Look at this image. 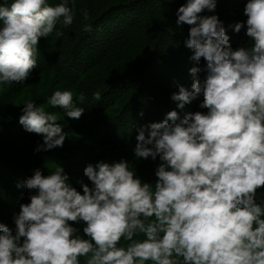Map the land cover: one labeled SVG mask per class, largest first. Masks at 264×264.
Segmentation results:
<instances>
[{
    "label": "clouds",
    "instance_id": "1",
    "mask_svg": "<svg viewBox=\"0 0 264 264\" xmlns=\"http://www.w3.org/2000/svg\"><path fill=\"white\" fill-rule=\"evenodd\" d=\"M74 8L75 0L0 3V90L28 80L39 40L63 37ZM216 8L217 0H186L176 11L177 28L190 26V59L204 65L189 69L190 90L178 84L171 95L179 111L137 129L134 159L159 161L155 182L123 158L87 164L91 186L82 184V193L62 166L47 176L35 170L16 185L34 194L14 215L15 227L0 223V264H264V199L257 200L264 189V0H247L246 21L229 25L249 38L235 50L218 15L203 14ZM200 97L206 112H184ZM85 100L82 92L56 90L47 104L78 120ZM21 111L24 130L42 136L36 153L64 146L56 112L31 99ZM73 224H83V234Z\"/></svg>",
    "mask_w": 264,
    "mask_h": 264
},
{
    "label": "trees",
    "instance_id": "2",
    "mask_svg": "<svg viewBox=\"0 0 264 264\" xmlns=\"http://www.w3.org/2000/svg\"><path fill=\"white\" fill-rule=\"evenodd\" d=\"M86 1L75 0V19L70 27L63 29V37L57 39L53 35L39 40L38 66L28 80L13 89L7 86L0 90V223L9 228L15 227L13 217L19 213L20 205L29 203V196L34 194L16 185L18 182L22 185L37 169L47 176L56 164L62 166L70 182L82 193V184L91 186L83 174L87 164L123 158L143 181L154 183V169L159 161H137L133 156L137 129L163 121L172 110L179 111L171 95L178 92V84L190 90L193 78L189 69L204 65L190 59L193 53L184 45L188 32L175 35L168 27L170 20L168 16L169 22L166 20V13L159 14L160 5L151 0H104L102 13H96ZM171 1L180 3L169 5L170 12L186 2ZM49 2L56 4L60 0ZM246 2L217 0V11L225 13L217 15L234 50L249 42L245 30L235 33L229 28L246 21L243 15ZM124 7L132 11L129 17H124ZM83 11L88 12V20H84ZM85 24L96 27L86 32ZM101 24L105 26L100 27ZM173 26L177 28L175 23ZM202 73H198V78ZM56 90L72 91L74 97L84 93L86 100L79 105L85 109L81 118H68L62 109L47 104L48 97ZM96 92L101 94L99 101L94 99ZM27 99L57 113L58 123L67 134L62 148L34 151L43 142L42 136L26 132L19 124L21 108ZM202 99L187 105L184 112H206L199 108ZM14 131L18 134L14 135ZM261 199L264 189L257 192V200ZM73 226L83 234V224Z\"/></svg>",
    "mask_w": 264,
    "mask_h": 264
},
{
    "label": "rangeland",
    "instance_id": "3",
    "mask_svg": "<svg viewBox=\"0 0 264 264\" xmlns=\"http://www.w3.org/2000/svg\"><path fill=\"white\" fill-rule=\"evenodd\" d=\"M132 1H136V0H132ZM147 2L149 1V0H146ZM174 1H176V0H174ZM186 1V0H185ZM86 2H88L87 3V5H93V7H94V10H95V12L97 13V12H99V13H102V11L104 10V8H102V4L104 3V0H87ZM100 2H101V4H100ZM151 2H153L154 4H157V5H160V11L158 12L159 14H162L163 12H165L166 13V20L169 22V20H170V24H169V26L168 27H170V29H171V31L172 32H174V34L175 35H182V34H184L185 32L184 31H187V32H189V28H185V26H182L183 28H185L184 30H178L177 31V28L176 27H174L173 25H174V23H175V25H176V20L177 19H174V17L176 18V11H177V9H175V10H172L171 12L170 11H168V9H169V5H172V4H176V6L177 5H179V3L180 2H173V1H171V0H151ZM169 2V4H167ZM181 5H183L182 3H181ZM142 6V5H141ZM140 6V7H141ZM126 8L124 7V10H125ZM138 8H136L135 9V13L134 14H136V12L138 11L137 10ZM140 10H142V9H140ZM129 11H131V10H125L124 11V17H129L130 16V13H129ZM132 12V11H131ZM224 12V11H223ZM207 12H205L204 14H206ZM218 13H220V14H222L223 16L225 15V13H222V12H220V11H217V8H216V10H215V12L214 13H211L212 15L213 14H215V15H217ZM126 15V16H125ZM162 15H160V17H161ZM167 16H168V19H167ZM155 17H158L157 16V14H156V16ZM173 17V19L171 20V18ZM105 25L104 24H101L100 25V27H104ZM95 27H96V25H94V26H92V28H91V31L93 30V29H95ZM40 42L41 41H39L38 42V49H39V47H40ZM39 51V50H38ZM41 54L39 53L38 54V56H40ZM200 64H204V61L203 60H201V62H200ZM154 75L156 76L157 75V73H154ZM205 74L204 73H202V75L201 76H199V78H203V76H204ZM151 83H153V82H151ZM186 83V82H185ZM185 83H182L183 85H185ZM17 86V83H13L12 85H9V87H7L8 89H13L14 87H16ZM185 87H187V86H185ZM103 131V130H102ZM14 135L15 134H18V132H16V131H14V133H13Z\"/></svg>",
    "mask_w": 264,
    "mask_h": 264
}]
</instances>
